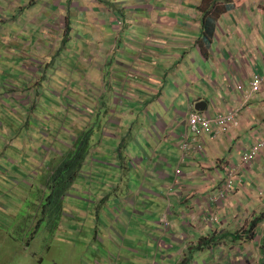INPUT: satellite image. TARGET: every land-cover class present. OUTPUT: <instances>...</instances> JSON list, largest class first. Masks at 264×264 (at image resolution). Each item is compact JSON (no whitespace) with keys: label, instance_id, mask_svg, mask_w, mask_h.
<instances>
[{"label":"rangeland","instance_id":"1","mask_svg":"<svg viewBox=\"0 0 264 264\" xmlns=\"http://www.w3.org/2000/svg\"><path fill=\"white\" fill-rule=\"evenodd\" d=\"M19 1L7 0V12L4 15L0 12L6 18H0V264H214L213 257L221 254L220 248L213 247L220 243L219 236L201 237L218 232L215 226L219 219L215 211H212L215 217L210 224L206 216L204 221L195 222L191 217L192 200L181 202L170 198L143 205L139 199L134 209L142 214L147 210L154 215V218L148 217L153 220L151 230L144 217L134 215L130 219L110 210V207L116 210L117 203L125 207L122 198L127 196L129 188L140 184L138 175L147 167V164L138 166L134 160L131 162H135V166L129 165V160L124 165L121 156L125 141L128 153H137L129 139L132 133L121 132L119 127L110 125L117 117H109L108 113L109 106L116 100L112 93L128 97L141 91L137 84L140 65L133 60L143 53L144 43L153 34L154 21L142 12L134 17L130 13L123 16L116 6L122 0H81L85 10L68 12V8H56L55 12L50 9L53 18L37 12L50 0H38L33 6L36 11L31 10L30 14L20 11L27 0ZM67 5L70 7L71 1H67ZM69 19L72 24L67 28ZM110 21L114 22L115 30L111 29ZM56 27L62 30L58 35L65 33V38H61L63 42L52 39L56 35L48 37L49 31ZM122 28L123 32L117 33ZM21 33L31 42L28 50L39 49L47 58L32 53L31 58L22 60L20 50L26 49L23 41L17 39L18 45L14 44L16 39L12 42L14 36ZM100 33L105 41L98 42ZM119 35L120 41L115 44V36ZM76 38L79 40L67 41ZM39 41L58 44L54 56ZM111 49L110 57L104 54ZM83 56L90 63L81 62L82 66L75 69L79 67L77 58ZM60 57L67 58L66 63H61ZM130 61L137 72L124 68L122 74L127 78L119 88L111 90L112 84H121L120 80H113L115 74ZM200 64V71L212 74L210 66ZM156 66H161L157 57L147 64L148 75L155 74ZM27 67L40 70L31 71ZM60 67L67 73L60 72ZM188 70V66L175 69L179 79L174 78L173 71L168 74L169 86L165 85L163 91L167 111L160 104H155L151 111L132 106V111L141 114L133 123L126 120L123 125L142 133L145 128L151 138H155L153 129L162 125L164 130L158 128L157 132L163 141H152L155 158H166L174 167L180 162V150L178 154L174 139H164L170 132H184V129L176 124L168 127L174 120L168 99L174 92L172 84L177 91L178 81L189 82ZM196 70L197 66L193 68L194 75H197ZM95 78L99 85L103 82L104 96L95 103L102 110L90 107L88 91L84 95L74 89L76 85L95 84ZM87 89L88 86L83 88ZM193 91L194 101L198 97L209 98L201 85ZM175 107L182 114L189 113L185 107ZM190 138H199L198 143L205 146L204 136L190 135ZM83 143L85 157L82 159L78 157V148ZM136 157L139 156L132 158ZM130 168L133 169L127 175ZM100 181L113 187H102ZM151 183L158 194L165 195L161 182ZM255 216L256 213L246 209L237 214V224L231 230L242 236L241 239L226 238L220 243L240 248L238 256L234 257L238 263L241 261L239 251L245 257H251L249 252L254 251L255 264H264V253L256 251L258 243H253L252 239L251 221ZM262 231L260 226L257 233L260 235ZM180 235H186L197 246L202 239L204 250L183 249L187 242H180ZM155 239L166 245L159 247ZM206 241L212 243L205 246ZM260 242L264 246V237Z\"/></svg>","mask_w":264,"mask_h":264},{"label":"crops","instance_id":"2","mask_svg":"<svg viewBox=\"0 0 264 264\" xmlns=\"http://www.w3.org/2000/svg\"><path fill=\"white\" fill-rule=\"evenodd\" d=\"M13 1L15 3L20 2L19 0ZM37 1L27 0L20 11L28 12V14H30L31 10L36 11L33 6ZM67 1H71L70 7H68ZM202 2L203 0H122L116 5L119 6L118 8L122 11L123 16L130 13L134 17L136 13L142 12L145 14V17H150L154 21V24L151 25L154 31L144 43L143 53L140 52L142 54H139L136 60H133L137 61L138 65H140L141 68L137 69L139 72L132 66L133 61H130L128 64L122 65L113 78V80H120L121 84L114 83L111 85V90L115 87L119 88L122 85L123 80L127 78L123 76L125 73L123 71L125 70L124 68L131 70L133 73L137 72V84L141 91L128 97H118L112 93L116 100L109 106L110 113L108 115L109 117L110 115L117 117L115 120L109 122L110 125L119 127L121 132L132 133L129 139L132 140L133 148L137 150V153L129 154V148L126 147L125 141L122 146L121 156L124 165L129 160V165L132 163L135 166L136 162V164H139L138 166L147 164V167L143 174L138 175L141 181L140 184L133 189L129 188L127 196L122 198L125 207L117 203L116 210L112 207H110V210H114L118 215H123L130 219L134 215L144 217L152 230L153 220L148 217L154 218V215H151V212L147 210L142 214L137 208L134 209L138 205L139 199H141L140 203L143 205L158 201H169L170 198L181 202L192 200L191 217L193 221H204L207 211H210L211 208L212 211L218 214L219 221L215 226L218 228V232L210 236L208 234L203 235L201 238L219 236L218 242L220 241L221 243L226 238L238 240V234L232 232L231 228H234L237 224V214H241L244 209L249 213H256L251 224L264 214V151L249 165L242 164V156L247 148L264 136V87L260 93L254 94L250 99H247L245 96L249 92L253 76L264 74V0H234L233 4H230L232 8L223 14L217 22L208 58L203 57L197 46L201 33L202 13L199 8ZM6 5L7 0L0 3V12L3 15L5 14L4 12H7ZM11 5H14V3L11 2ZM56 8L63 10L68 8V12H73V9H84L81 0H50L44 3L43 8L37 12L41 15H50V9L56 12ZM112 15L114 16L115 13ZM1 16L2 20H6L4 16ZM50 16L53 18V14ZM113 23L110 21V27L115 30ZM70 24H72L71 19L67 22V28ZM60 32L62 30L59 27L52 28L48 33L49 39L56 35L52 39H55L57 42H63L61 38H65V33L60 36L58 35ZM122 32L123 28L117 33L121 34ZM102 35L100 33L98 42L105 41V37ZM120 38L121 35L115 36V44L120 41ZM15 39V45H18L17 39H19L23 41V45L26 47L24 51L20 50L22 60L28 57L31 58L32 53L40 58H47L39 49L28 50L31 42L24 33L15 35L12 42ZM78 40L76 38L75 40L69 39L67 41L75 42ZM38 43L54 56L58 44L43 41H39ZM104 54L110 57L113 54V50L104 52ZM97 56L100 58L101 55L98 54ZM156 57L161 61V66L160 68L156 66L154 70L155 74L148 75L147 64ZM59 59L61 63L67 60V58L63 59L61 57ZM77 59L79 60V67H75V69L82 66L81 62L84 64L90 63V60L86 56ZM202 62L210 66L212 74L208 75L209 73L205 74L199 70L200 63ZM186 66L189 69L187 71L189 82L186 81L184 83L183 79L178 81L179 89L177 91L172 84L171 87H173L174 92L168 99L170 111L174 117V120L168 127L173 128V125L176 124V126L183 128L184 132H170L169 136L164 139L166 141L170 139L176 141L174 147L178 150V154L180 150L179 157H181L180 146L182 137L187 133L191 135L190 132H187L186 123L197 103L204 101L207 104V114L212 117L218 113L223 114L238 110L240 113V126L227 134L218 135L215 133V136L202 135L205 141V156L198 154L196 150L197 143L192 142L193 151L183 162L181 160L180 162L178 161L177 167H174L169 164L166 158H155L156 155L153 150L152 141H155V139L163 141L162 136L157 132L158 128L161 131L164 130L162 125H158V128L153 129L155 138H151V134L145 128L142 129L144 134L138 130L124 128L123 125L126 120L130 124L133 123L135 117L141 114L140 112L132 111V106L138 110L146 107L148 111L150 109L153 110L155 104L157 106L160 104L164 108L166 95L164 96L163 91L165 85L169 86L166 80L168 74L173 71L174 78L179 79L176 76L177 72L174 70L186 69ZM196 66L197 75H194L192 71ZM69 67L72 68L70 62ZM27 69L31 71L40 70L39 68L34 69L30 67H27ZM60 72L67 73L63 68H61ZM56 74L57 72L52 73L51 76L55 77ZM93 81H96V78ZM95 85H99L98 80L95 84L76 85L74 89L76 92H82L84 95H87L88 91L90 94V107L102 110L95 103L102 100L104 96L105 92L102 91L103 82H100L98 87H95ZM200 85L206 88L209 98L203 99V97H198L194 101L192 96V93H194L193 88L198 90L200 89ZM86 86H88V89L83 90ZM239 87H242L243 91H240ZM154 100L156 101L155 103ZM175 106L179 108L185 107L189 110V113L182 114ZM164 109L166 110V107ZM119 119L121 120L120 122ZM157 119L160 121V116L157 115ZM134 156L139 157L132 158ZM154 159H157V162H154ZM131 160L135 162H131ZM178 168L181 171V175L179 176L181 186L179 187L178 185L174 186ZM229 168L236 169L234 187L227 198L221 200L218 198V191L221 189L224 179L228 178ZM132 169L130 168L127 175ZM151 182H161V189L164 190L165 195L158 194L153 189ZM99 183L102 187H113L110 184L106 185L103 181ZM147 195L150 196L147 197ZM212 198L216 202H212ZM125 208H129L130 211L125 210ZM116 221L118 222L119 219L116 218ZM260 226L263 227V231L259 235L257 230ZM251 233L254 234L253 243H258L256 251L264 253V246L260 242V239L264 237V221L253 229ZM183 240L187 242V246L183 249L196 248L197 250H204V242L202 241L200 246H197L186 235H180V242ZM155 241H157L159 247L163 248L166 245L161 240L155 239ZM220 243L217 246H213L214 248L221 249V254L213 257L214 264H247V262L255 264L257 262L254 251L249 252L251 257H245L239 251L241 261L239 263L236 262V258L234 257L238 256L240 248L228 247L227 244ZM206 264L209 263L206 262Z\"/></svg>","mask_w":264,"mask_h":264},{"label":"built area","instance_id":"3","mask_svg":"<svg viewBox=\"0 0 264 264\" xmlns=\"http://www.w3.org/2000/svg\"><path fill=\"white\" fill-rule=\"evenodd\" d=\"M4 1V0H0ZM264 87V74L263 75H254L252 78V82L250 84L249 92L246 93V98L250 99L254 94L260 93L262 88ZM240 91H243L242 87H239ZM240 113L239 111H231L228 113L217 114L214 117L209 115H201L198 113H192L187 122V129L195 137H200L203 134L214 135L215 133L227 134L233 129H237L240 126ZM196 142V150L200 156H204L206 154L205 146L200 145L194 138H190V135L187 133L182 137L181 140V162L187 158V156L193 151L192 142ZM264 151V136L260 138L257 142H255L252 146H249L247 150L244 152L242 156V164L248 165L253 162L261 152ZM235 168L228 169V179L225 181L222 188L218 191V198L221 200L226 199V197L233 191L234 178L236 176ZM177 177L174 180V186H181V182L179 180V176L181 175L180 168L176 171ZM212 202H216L215 199H211ZM206 219L210 222L214 220L215 215L212 210L207 211ZM162 218V220H164Z\"/></svg>","mask_w":264,"mask_h":264},{"label":"trees","instance_id":"4","mask_svg":"<svg viewBox=\"0 0 264 264\" xmlns=\"http://www.w3.org/2000/svg\"><path fill=\"white\" fill-rule=\"evenodd\" d=\"M234 0H203L199 10L202 13L201 18V33L200 37L197 41V46L200 49L203 57L208 58L209 52L213 43V39L215 36L217 22L221 18V16L227 13L232 6ZM89 134V133H88ZM85 143L82 144L81 147L78 148V157H85V152H83ZM262 221H264V214H262L259 218H257L252 224V230L255 229ZM251 237V234L249 235ZM242 236L238 235V239H241ZM252 239H254L252 237ZM204 240V239H203ZM202 241V239H201ZM205 246L212 243V241H206ZM204 247V246H203ZM201 248V247H200Z\"/></svg>","mask_w":264,"mask_h":264},{"label":"water","instance_id":"5","mask_svg":"<svg viewBox=\"0 0 264 264\" xmlns=\"http://www.w3.org/2000/svg\"><path fill=\"white\" fill-rule=\"evenodd\" d=\"M207 110V104L205 102H199L195 105V111L204 113Z\"/></svg>","mask_w":264,"mask_h":264},{"label":"clouds","instance_id":"6","mask_svg":"<svg viewBox=\"0 0 264 264\" xmlns=\"http://www.w3.org/2000/svg\"><path fill=\"white\" fill-rule=\"evenodd\" d=\"M4 1H6V0H4ZM4 1H0V2H4ZM201 102H204V101H201ZM192 113H198V114H201V115H208L207 114V110L204 112V113H199V112H196L195 111V106H194V109H193V111L190 113V115L192 114ZM190 115H189V117H190ZM189 117H188V120H189ZM212 117V116H211ZM188 120H187V122H188ZM186 128H187V123H186ZM187 132H188V129H187ZM191 134V133H190ZM203 135H207V134H203ZM191 136H192V134H191ZM196 141L198 142V138L196 139ZM194 142V141H193ZM205 156V155H204ZM249 165V164H248ZM228 179V178H227ZM227 179H224V181H223V185H224V183H225V181L227 180ZM222 185V186H223ZM233 187H234V185H233ZM222 188V187H221ZM227 198V197H226Z\"/></svg>","mask_w":264,"mask_h":264}]
</instances>
